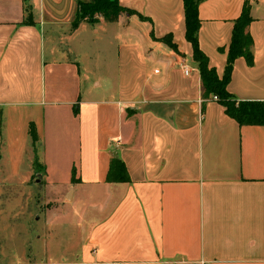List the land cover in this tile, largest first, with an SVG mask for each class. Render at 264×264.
<instances>
[{"label":"crops","instance_id":"1","mask_svg":"<svg viewBox=\"0 0 264 264\" xmlns=\"http://www.w3.org/2000/svg\"><path fill=\"white\" fill-rule=\"evenodd\" d=\"M78 1L0 0V183L33 151L46 188L63 171L59 217L81 231L66 261L14 251L3 264H264V125L203 98L184 0H120L145 18L74 28ZM245 1L200 2L219 76ZM247 1L253 63L236 58L228 90L264 101V0ZM113 157L128 181L107 180Z\"/></svg>","mask_w":264,"mask_h":264},{"label":"rangeland","instance_id":"2","mask_svg":"<svg viewBox=\"0 0 264 264\" xmlns=\"http://www.w3.org/2000/svg\"><path fill=\"white\" fill-rule=\"evenodd\" d=\"M48 45V42H47ZM50 45V42H49ZM34 152L26 153L20 174L28 173L25 182L21 177L11 183H0V263H4L16 251L27 253L30 260L57 258L67 260L76 252L81 235L76 225L69 224L66 217H59L62 206L58 197L64 196L67 180L63 171L48 181L53 182L46 188L47 179L43 176L45 168L33 165ZM54 169L52 172L54 173ZM70 196L67 198L69 199ZM47 247V249H46ZM48 250L49 254H45Z\"/></svg>","mask_w":264,"mask_h":264},{"label":"trees","instance_id":"3","mask_svg":"<svg viewBox=\"0 0 264 264\" xmlns=\"http://www.w3.org/2000/svg\"><path fill=\"white\" fill-rule=\"evenodd\" d=\"M201 0H184L186 36L193 45V58L198 64L203 85V98L208 100L212 95L217 96L225 107L227 114L236 119L241 125H264V101H246L236 99L228 90L233 65L237 57L244 56L249 63H253V38L248 31L252 21L248 1H245L241 16L235 21L233 35L228 50V60L223 76H219L217 69L210 65L207 54L202 50L199 42V5ZM139 14L138 11L121 5L120 0H79L73 27L76 28L82 21L96 22L100 16L107 21H117L120 15ZM158 40L167 42L177 48L170 35ZM33 139L37 140L36 129L33 124L30 128ZM76 173V169L73 170ZM108 181H128L129 174L125 163L118 157H113L107 177Z\"/></svg>","mask_w":264,"mask_h":264},{"label":"built area","instance_id":"4","mask_svg":"<svg viewBox=\"0 0 264 264\" xmlns=\"http://www.w3.org/2000/svg\"><path fill=\"white\" fill-rule=\"evenodd\" d=\"M181 67L184 69L185 74L187 75L191 74L192 68L185 60L182 61ZM214 97L217 98V96Z\"/></svg>","mask_w":264,"mask_h":264}]
</instances>
